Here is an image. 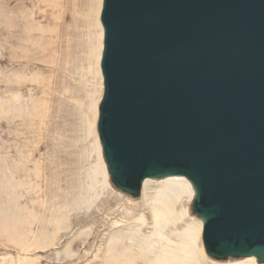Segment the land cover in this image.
<instances>
[{"label":"water","instance_id":"water-1","mask_svg":"<svg viewBox=\"0 0 264 264\" xmlns=\"http://www.w3.org/2000/svg\"><path fill=\"white\" fill-rule=\"evenodd\" d=\"M100 19L114 184L186 176L207 253L264 262V0H103Z\"/></svg>","mask_w":264,"mask_h":264},{"label":"rangeland","instance_id":"rangeland-1","mask_svg":"<svg viewBox=\"0 0 264 264\" xmlns=\"http://www.w3.org/2000/svg\"><path fill=\"white\" fill-rule=\"evenodd\" d=\"M92 4L93 0H0V167L5 168L1 167L3 172L10 165L17 177L13 186L7 187L0 169L3 204L19 197L23 206H35L33 199L38 192L41 197H51L56 189L71 205L81 188L87 187L86 175L97 154L92 151L94 136L85 131L82 113L89 108L90 92L100 86V77L90 69L88 57L87 19ZM117 192L94 201L93 206L80 203V210L72 214L70 228L55 238V248L33 251L36 257L43 256L39 263L86 264L92 260V264H104L113 232L121 229L123 233L118 234L123 235L138 213H148L142 193L126 195L131 200L125 204L128 209L117 211L124 201ZM192 205L185 201L178 204V210L186 208L192 215L182 217L176 229L183 230L197 220ZM36 207L42 210V202ZM123 219V223H115ZM150 230V226L143 228L147 234ZM172 239L177 241L174 235ZM70 241L75 255L68 256L64 250ZM200 244L204 247L202 234ZM20 255V249L0 235V264H27L19 260ZM95 255L101 258L93 260ZM243 258L211 257L208 264H229L232 259ZM135 264L149 262L138 259Z\"/></svg>","mask_w":264,"mask_h":264},{"label":"bare ground","instance_id":"bare-ground-1","mask_svg":"<svg viewBox=\"0 0 264 264\" xmlns=\"http://www.w3.org/2000/svg\"><path fill=\"white\" fill-rule=\"evenodd\" d=\"M102 3L103 0H93V4L89 7V18L87 19L89 26L87 33L88 57L92 62L90 69L94 70L93 72L100 77V86L95 91L90 92L89 108L82 113L85 131L88 135L94 136L91 145L92 151L97 154V160L86 175L84 184L87 187L81 188L80 193L76 194L77 200L74 202L73 199L71 205H68L66 199H61L62 197L56 189L51 197H41L40 192H38L37 199H33L35 206H23L18 201L19 197L13 202L8 199L5 204L0 201V235L20 249L22 255H20L19 260L25 261L27 264L30 262L34 264V260L37 264H42V261L40 260L39 263L38 260L42 259L43 256L42 258L41 255L36 257L35 254L33 255V251H46L51 246L55 248L57 245L55 238L57 235L59 236L62 230L70 228L72 214L76 212L75 210H80V203L90 202V206H93L94 201L96 202L100 198H109L112 193L118 191L116 189L118 187L114 184L108 170L98 133L99 105L104 91L103 75L100 68L104 36L100 19ZM87 134L86 136H88ZM4 162L2 165L5 167L6 163L4 164ZM1 167L3 168V166ZM16 167L19 168L18 165ZM11 168L9 165L8 170L2 172L5 168L1 169L3 175L1 176L4 177L2 179L6 180L7 187H12L15 178H17ZM13 188L16 190L17 187ZM14 192L17 195L16 191ZM141 193L144 195L143 200L148 208V213H138L129 225L128 230H126L127 232L123 235L118 234L121 231L123 233L121 229L113 232L107 245V252L104 254L103 263L135 264L136 260L144 259L149 264H208L211 257L208 256L205 248L200 244L204 219L196 213L197 220H192L183 230L175 228L182 217L192 215V212L186 208L177 209L181 201H185L189 205L193 203L196 189L192 181L184 175L145 178ZM117 194L119 196L123 195L122 200H124L119 204L117 211L124 213L128 209V205L125 204L131 202V200L126 197L128 194L124 191H118ZM13 195L11 198L14 197ZM40 201L42 202V210H38L36 207ZM129 212H131L130 209L127 213ZM148 215H151V219ZM125 220L123 219L121 222L115 220V223H123ZM35 226L40 227L35 228ZM148 226L152 229L150 234L143 231V228L145 229ZM171 228H174V230L168 232V229ZM172 235L177 238V241L172 239ZM127 242H130V244H127ZM66 245L65 255H75L71 247L72 241ZM29 254H32L33 258L27 256ZM59 255L60 253L57 252L56 259L58 262L61 261ZM98 258L101 257L95 255L93 260ZM29 259L31 261L27 262ZM233 259L230 260L229 264H264V262L259 263L255 255L244 257L242 260ZM86 264H92V260Z\"/></svg>","mask_w":264,"mask_h":264}]
</instances>
